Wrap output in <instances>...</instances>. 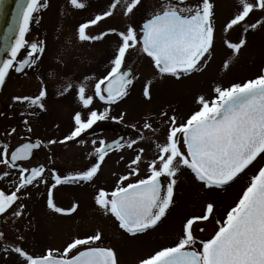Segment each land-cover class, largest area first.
I'll return each mask as SVG.
<instances>
[{"label": "snow or ice", "instance_id": "1", "mask_svg": "<svg viewBox=\"0 0 264 264\" xmlns=\"http://www.w3.org/2000/svg\"><path fill=\"white\" fill-rule=\"evenodd\" d=\"M4 3L5 0H0V7ZM14 3L0 43V53H7L0 59V88L13 72L26 75L28 70L36 69L47 51L46 38L26 39L31 22L38 20L34 14L47 8V0H14ZM67 3L75 9L85 7L81 0H67ZM140 3L141 0H111L105 10L78 25L76 31L80 42H96L111 34L117 37V44L105 75L99 78L85 76L83 81L76 83L69 80L57 93L75 92L80 105V110L71 118L73 123L66 135L46 142L40 139L31 142L29 137L27 142L13 147L7 138L16 134L17 128L4 130L5 139L0 140V179L11 178V190L0 189V222L11 221L15 226L27 212V205L22 201L30 198L29 189L40 185L45 188L47 210L65 216L75 214L79 210L77 202L68 207L56 204V187L93 182L108 152L127 148L136 154L128 161L126 174L118 176L110 192L97 189L93 200L97 209L104 216L113 218L118 229L132 239L163 224L175 206V188L182 170H190L202 191L212 192L230 186L249 168L253 169L233 206L227 209L222 220L215 221L216 228L210 238L198 240L194 234L195 228L201 222L209 221L215 213V202L208 200L201 205L199 214L183 218L181 231L171 246L152 251L139 258L137 264H264V68L253 78L227 86L215 85L210 98L197 96L196 110L184 120L178 121L174 114L168 116L162 111L160 120L167 131L164 141L155 143L156 155L149 161H143L145 149L136 146L150 138L137 129L136 137L127 142L93 140V151L89 155L95 156V162L85 169L61 175L55 169L49 172L43 163L29 166L23 163L29 161L34 149L76 141L97 121L104 120L109 109L91 108L95 99L112 105L129 94L136 79L132 69L125 67L126 54L130 50L138 49L150 58L161 78H185L207 66L215 46L212 0H196L195 4L189 0H162L161 6L144 20L139 31L127 25L125 30L108 28L97 35L87 33L91 26L110 18L118 7L127 17L138 10ZM256 10L264 12V0H238L235 11L225 21L222 30L226 36L234 28L241 30L235 40L225 38L222 41L231 54L223 61L225 70L230 67L231 57L238 56L247 47L248 33L264 28V19L251 22V14ZM22 50L24 54L20 58ZM49 76L54 77L55 70ZM89 79H95L92 94H88L86 87ZM36 80L34 93L13 95L8 109L0 112V117L7 118L8 112L15 111L17 104L24 105L20 116L28 133L32 132L29 117L38 114L36 109L47 111V84L39 73H36ZM151 83L143 85L142 97L146 101L152 98ZM124 115L121 113L118 119L123 120ZM132 127L135 129L136 126ZM142 128L154 134L158 131L148 118ZM142 162L146 164L147 174L128 182L140 176ZM161 177L167 178L166 186H162ZM17 239L20 243H9L0 231V253L15 254L19 258L17 264H120L113 247L98 246L103 239L100 229L70 237L60 248H48L39 255L22 246L23 234Z\"/></svg>", "mask_w": 264, "mask_h": 264}, {"label": "rangeland", "instance_id": "2", "mask_svg": "<svg viewBox=\"0 0 264 264\" xmlns=\"http://www.w3.org/2000/svg\"><path fill=\"white\" fill-rule=\"evenodd\" d=\"M81 2L85 4V7L75 9L67 3V0H47V8L34 14L38 20L31 22L26 39L32 41L37 38H46L47 51L36 69L28 70L26 75L13 72L6 79L5 85L0 88V112L8 109L13 95H30L35 92L36 73H39L47 84L48 95L45 100L47 111L41 112L36 109L38 114L29 117L31 133L24 130L23 118L20 116L24 105L17 104L15 111L8 112L7 118L0 117V140L5 139L3 133L6 128H17V133L7 138L13 147L29 137L31 141L40 139L46 142L49 139L59 140L66 135L73 123L71 118L75 111L80 110V105L75 92L66 95L57 93L69 80L76 83L83 81L85 76L99 78L105 75L109 68L117 37L110 34L107 38L96 42H80L76 30L80 23L105 10L111 0H81ZM212 2L215 9V46L210 61L202 71L180 79L171 76L161 78L146 55L141 54L138 49L130 50L126 54L125 66L129 65L132 68L136 79L129 94L116 102L114 106H105L98 101V98L95 99L91 108L98 111H103L105 107L109 109L104 120L97 121L76 141L57 143L49 147L41 146L38 151H35V155L24 163L25 166L43 163L49 172L55 169L61 175L73 170L85 169L93 163L95 158L89 155L93 151L92 141H105L111 136L110 133H104L101 137L87 140L84 135L91 130H97L103 124L110 123L117 125L128 134L124 142H127L129 138H135L137 129L142 130L143 135L150 139L144 140L136 147L145 149L143 161H149L156 155L155 143H162L167 131L160 120L162 111H166L168 116L174 114L178 121L184 120L196 110L197 96L204 95L210 98L215 85L227 86L232 82H240L258 74L264 68V28L248 33L247 47L243 48L238 56L231 57L230 67L225 70L223 61L231 54L222 41L225 38L235 40L241 34V30L234 28L226 36L222 29L225 21L235 11L238 0H212ZM161 3L162 0H141L138 10H134L127 17L118 7L110 18H105L103 22L91 26L86 31L90 35H97L108 28L125 30L127 25H132L137 30L141 22L158 9ZM189 3L195 4L196 0H189ZM259 19H264V12L256 10L251 14V22ZM23 54L22 50L20 58ZM53 70H55V76L50 77L49 73ZM149 81L152 82V98L146 101L142 97V89L143 85ZM94 83L95 79L87 81L88 94H92ZM121 113L126 114L123 120L118 119ZM84 115L86 118L87 113L85 112ZM145 118H148L153 128L158 129L155 134L150 130H143ZM132 125L136 126L135 129ZM81 140L84 143H80ZM98 146L99 143L96 147ZM135 154L134 150L127 148L113 150L106 155L93 182L57 186L54 190V199L58 206L68 207L74 201L79 204V210L72 215L51 213L45 207L44 186L30 188V198L22 201L27 205L24 217L17 220L15 226L11 221L0 222V231L5 234L9 243H20L17 237L23 234L25 240L22 246L30 253L39 255L48 248H60L70 237L82 236L85 233H91L94 229H100L103 232V239L98 246L113 247L120 264H137L139 258L152 251L163 246H171L181 231L183 218L189 214H199L201 205L208 200L215 202V213L209 221L201 222L195 228L194 234L198 240L210 238L216 228L215 221L223 219L227 209L233 206L242 188L246 186L248 178L253 174V169L249 168L230 186L204 192L199 182L194 180L190 170H182L178 174V183L175 188V206L168 212L163 224L132 239L118 229L113 218L104 216L97 209L93 197L99 188H104L108 192L113 189L118 176L126 174L127 163ZM121 157L124 159L121 160ZM144 162L140 164V176L133 177L128 182L143 178L147 174ZM9 179H0V189L11 190ZM164 181L166 186L165 177ZM18 259L15 254L0 253V264H17Z\"/></svg>", "mask_w": 264, "mask_h": 264}, {"label": "flooded vegetation", "instance_id": "3", "mask_svg": "<svg viewBox=\"0 0 264 264\" xmlns=\"http://www.w3.org/2000/svg\"><path fill=\"white\" fill-rule=\"evenodd\" d=\"M137 30L139 31V27H138ZM127 66H129V65H127ZM151 66L153 67L154 70H156L154 68V66L152 65V63H151ZM99 102L102 103L105 106H109V105H106L103 101L99 100ZM112 105L114 106V105H116V103L112 104ZM104 133H110V136H111L107 140H105V142L113 141L115 139H118L119 137H121V142H124V140L128 138V134L123 129H121L120 127H118L117 125H115L113 123H110L108 125L107 124H103V126L97 128V130L94 129V130H91L90 132H87L84 135V138L87 139V140L88 139H94V138H97V137H101ZM113 150H116V149H113ZM113 150H111V151H113ZM111 151H109V152H111ZM93 162H95V158H94ZM165 179L167 181L166 177H165ZM161 180L165 183L164 177H161Z\"/></svg>", "mask_w": 264, "mask_h": 264}, {"label": "water", "instance_id": "4", "mask_svg": "<svg viewBox=\"0 0 264 264\" xmlns=\"http://www.w3.org/2000/svg\"><path fill=\"white\" fill-rule=\"evenodd\" d=\"M14 7H15L14 0H5V3L3 5V7H0V43L3 42L4 30L7 27V24L9 22L10 17H11V10ZM13 38H14V36H13ZM6 56H7L6 52L5 53H0V59L5 58ZM127 68H130V67H127ZM120 140H121V137H119L118 139H115L113 141H120ZM113 141H110V142H107V143H112ZM24 142H27V141H24ZM38 149L39 148L34 149V150H38ZM34 150H33V153L31 155V157H33L35 155ZM161 184H162V181H161ZM162 186H163V184H162Z\"/></svg>", "mask_w": 264, "mask_h": 264}]
</instances>
